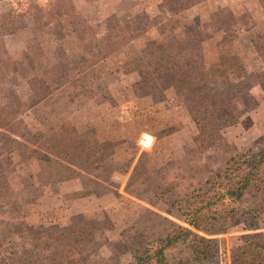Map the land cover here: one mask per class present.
<instances>
[{"label": "rangeland", "instance_id": "obj_1", "mask_svg": "<svg viewBox=\"0 0 264 264\" xmlns=\"http://www.w3.org/2000/svg\"><path fill=\"white\" fill-rule=\"evenodd\" d=\"M183 24L201 39L210 92L219 93L235 115L221 137L201 150L192 108L161 82L185 60L173 54ZM63 62L84 75L94 97L71 101L67 89L23 112L17 131L46 141L94 140L103 147L96 158L71 149L78 169L44 151L78 171L56 180L49 160L13 150L16 137L0 127L3 243L27 245L42 228L57 227L55 236L79 220H96L102 257L127 263L121 232L150 226V213L185 225L168 211L175 197L192 198L198 188L193 172L215 171L239 150L264 149V0H0V109L8 104L5 94L21 100L29 95L33 67L43 71ZM147 71L146 79L158 84L137 88ZM29 148L43 151L33 142ZM169 182L174 191L160 195ZM242 233L212 236L220 241L218 264H228L229 249Z\"/></svg>", "mask_w": 264, "mask_h": 264}, {"label": "trees", "instance_id": "obj_2", "mask_svg": "<svg viewBox=\"0 0 264 264\" xmlns=\"http://www.w3.org/2000/svg\"><path fill=\"white\" fill-rule=\"evenodd\" d=\"M181 28V39L174 37L173 54L185 60L168 69L167 79L162 77L161 82H167L192 108L191 118L197 129L194 142L201 150L212 146L221 137V129L235 122V115L221 95L211 93L208 88L199 34L188 31L187 25L183 24ZM144 74L136 82L137 88L149 83L152 87L158 84L154 79H146L150 71ZM84 79V75L75 74L67 62L56 63L43 71L33 67L26 98L21 100L12 93H4L9 98L6 108L0 109V127L16 137L11 139L12 149L27 152L23 154L27 158L37 156L49 160L54 166L53 174H58L56 180L70 179L78 174L80 165L71 161L78 157L72 156L71 149L80 153L87 150L85 154L96 158V152L103 146L94 140L87 142L80 138L46 141L40 134L29 136L25 129L17 131V125L21 123L23 112L60 97L67 89H71V101L80 96L91 100L94 97L92 88L87 87L88 82ZM31 142L38 144L43 151L29 148ZM44 151L77 169L51 159L43 154ZM145 155L142 153L139 157L131 178ZM191 177L198 184V188L192 191V198L189 200L185 195L175 197L168 211L185 225L150 213V226L134 233L123 231L120 234L130 255L127 263L103 258L101 250L104 244L96 237L100 223L79 220L58 230L55 236L51 231L57 227L42 228L37 232V240L27 245L0 240V264H218L220 241L212 236L229 233L233 229L243 233L236 237V242L229 249L228 264H264V232H255L264 228V149L236 151L215 171L204 167L193 172ZM174 189V184L169 182L167 187L160 188V195ZM154 217L158 220L155 221ZM41 233L47 234L48 239H42Z\"/></svg>", "mask_w": 264, "mask_h": 264}]
</instances>
